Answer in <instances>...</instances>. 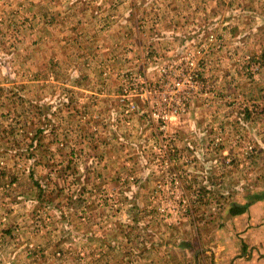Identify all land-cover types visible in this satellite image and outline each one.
<instances>
[{"label":"rangeland","instance_id":"374dc122","mask_svg":"<svg viewBox=\"0 0 264 264\" xmlns=\"http://www.w3.org/2000/svg\"><path fill=\"white\" fill-rule=\"evenodd\" d=\"M262 189L264 0H0V264H180Z\"/></svg>","mask_w":264,"mask_h":264},{"label":"crops","instance_id":"0c3cea01","mask_svg":"<svg viewBox=\"0 0 264 264\" xmlns=\"http://www.w3.org/2000/svg\"><path fill=\"white\" fill-rule=\"evenodd\" d=\"M244 211L227 213L214 244L189 253L180 264H264V189L245 199ZM190 257V258H188Z\"/></svg>","mask_w":264,"mask_h":264},{"label":"trees","instance_id":"16d2710c","mask_svg":"<svg viewBox=\"0 0 264 264\" xmlns=\"http://www.w3.org/2000/svg\"><path fill=\"white\" fill-rule=\"evenodd\" d=\"M47 126H45L46 128ZM33 140V139H32ZM39 186V185H38ZM245 205H237V204H231L228 208V213H231L232 215L239 214L242 211H244Z\"/></svg>","mask_w":264,"mask_h":264}]
</instances>
